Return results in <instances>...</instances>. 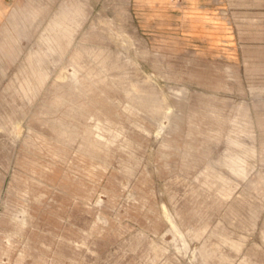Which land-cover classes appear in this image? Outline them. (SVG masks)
<instances>
[{
	"label": "rangeland",
	"instance_id": "1",
	"mask_svg": "<svg viewBox=\"0 0 264 264\" xmlns=\"http://www.w3.org/2000/svg\"><path fill=\"white\" fill-rule=\"evenodd\" d=\"M262 2L0 0V264H264Z\"/></svg>",
	"mask_w": 264,
	"mask_h": 264
},
{
	"label": "crops",
	"instance_id": "2",
	"mask_svg": "<svg viewBox=\"0 0 264 264\" xmlns=\"http://www.w3.org/2000/svg\"><path fill=\"white\" fill-rule=\"evenodd\" d=\"M262 3L264 4V0H263ZM171 229H172V228H171ZM172 231H174V230L172 229ZM202 253H203V256H204V257H207V256L209 255V253H207V252H205V251H203Z\"/></svg>",
	"mask_w": 264,
	"mask_h": 264
},
{
	"label": "bare ground",
	"instance_id": "3",
	"mask_svg": "<svg viewBox=\"0 0 264 264\" xmlns=\"http://www.w3.org/2000/svg\"><path fill=\"white\" fill-rule=\"evenodd\" d=\"M175 232H177V226L175 224L172 223V227H171Z\"/></svg>",
	"mask_w": 264,
	"mask_h": 264
}]
</instances>
